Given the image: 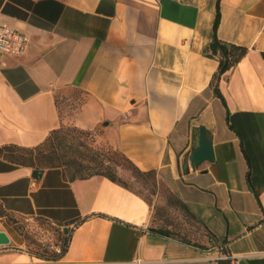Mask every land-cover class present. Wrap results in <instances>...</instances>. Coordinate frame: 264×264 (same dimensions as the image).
<instances>
[{
	"label": "crops",
	"instance_id": "crops-1",
	"mask_svg": "<svg viewBox=\"0 0 264 264\" xmlns=\"http://www.w3.org/2000/svg\"><path fill=\"white\" fill-rule=\"evenodd\" d=\"M218 2L247 50L213 81ZM0 21L30 39L0 52V264H264V0H0ZM201 125L215 157L193 168ZM70 126L155 170L153 196L12 157Z\"/></svg>",
	"mask_w": 264,
	"mask_h": 264
},
{
	"label": "trees",
	"instance_id": "trees-1",
	"mask_svg": "<svg viewBox=\"0 0 264 264\" xmlns=\"http://www.w3.org/2000/svg\"><path fill=\"white\" fill-rule=\"evenodd\" d=\"M221 12L219 8L214 23V36L207 49V53L211 56H217L219 58V69L215 73L213 81H217L218 78L229 68L235 65L246 53L247 48L242 45L227 42L218 37L216 30L220 22ZM70 127H61L53 130L46 141L34 148H23V147H13L11 148L14 153L12 157L18 161H30L33 164L47 165V166H66V165H76L74 174L71 177H86L93 174H103L110 177L113 180L120 182L115 166L122 165L118 157L114 155H121L124 160L132 167V170L137 175H151L156 181V171L141 170L129 157H127L123 152L116 149H104L99 147H93L91 145H86L84 151L80 152L78 157L66 159L65 156H47L45 160L39 159L37 162V154L43 155L45 152L44 146L51 145L53 153L57 152V147L61 146L64 138L68 135V129ZM76 128V127H75ZM57 146V147H54ZM44 157V156H43ZM125 184V183H124ZM162 232H168L167 230H161ZM63 243V247H64Z\"/></svg>",
	"mask_w": 264,
	"mask_h": 264
},
{
	"label": "rangeland",
	"instance_id": "rangeland-1",
	"mask_svg": "<svg viewBox=\"0 0 264 264\" xmlns=\"http://www.w3.org/2000/svg\"><path fill=\"white\" fill-rule=\"evenodd\" d=\"M93 139V136H91L88 131L70 126L68 129V135L64 138L61 146L57 147L54 145V147H57L56 153L51 151V145H46L44 146V154L39 156L37 154V159L35 160L40 162V158L45 160L47 156H65L66 159L78 157L80 152L84 151L86 145H91L93 147L99 145L98 143H95V140ZM114 157H118L120 163H122V165L115 166L121 181L127 183L148 198H151L157 189L155 179L151 175H137L134 173L130 164H128L120 154L119 156L114 155ZM64 168L69 175H72L75 172L76 165H66ZM21 229L31 241L33 250L43 253H51V248L49 247L51 241L48 238L50 235H46L47 231L44 230V227L40 228L25 225ZM56 236L57 237L53 240L54 243L59 242L62 245L64 243L63 232L59 230V232H56Z\"/></svg>",
	"mask_w": 264,
	"mask_h": 264
},
{
	"label": "water",
	"instance_id": "water-1",
	"mask_svg": "<svg viewBox=\"0 0 264 264\" xmlns=\"http://www.w3.org/2000/svg\"><path fill=\"white\" fill-rule=\"evenodd\" d=\"M215 157L213 141L208 137L207 131L204 125L198 128V132L195 138L194 148L190 153L189 160L193 168L199 166L205 160H213ZM42 170L36 168L33 170L35 176L41 174ZM68 228H65L67 231ZM10 237L6 231L0 230V244H9Z\"/></svg>",
	"mask_w": 264,
	"mask_h": 264
},
{
	"label": "built area",
	"instance_id": "built-area-1",
	"mask_svg": "<svg viewBox=\"0 0 264 264\" xmlns=\"http://www.w3.org/2000/svg\"><path fill=\"white\" fill-rule=\"evenodd\" d=\"M29 36L14 26L0 21V52L20 55L26 52L29 46ZM141 264V259L137 258Z\"/></svg>",
	"mask_w": 264,
	"mask_h": 264
}]
</instances>
